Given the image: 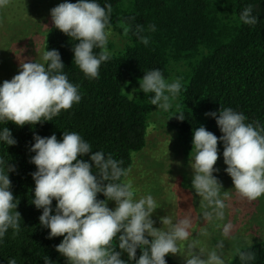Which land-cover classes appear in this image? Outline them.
Returning <instances> with one entry per match:
<instances>
[{
    "label": "trees",
    "instance_id": "16d2710c",
    "mask_svg": "<svg viewBox=\"0 0 264 264\" xmlns=\"http://www.w3.org/2000/svg\"><path fill=\"white\" fill-rule=\"evenodd\" d=\"M65 2L77 3L79 0ZM94 2L105 7L106 11V5L112 6L106 31L121 22L131 26L125 35L128 38L126 46L117 52H109L110 59L101 63L98 78H89L74 62V46L79 41L55 28L52 22L45 37L44 52H59L64 65L62 73L70 83L78 86L81 100L70 109L61 110L51 121L22 127L11 121H0V131L7 127L16 140L15 145L0 140V159L5 161L0 167L8 174L9 190L15 198L16 211L21 215L18 234L14 236V230L9 228L0 238V264H8L10 259H15L16 264H45L46 257L48 264H70L56 251L64 237L48 238L50 229L39 220L43 209L32 203L35 181L31 174L37 171L35 164L30 162L36 154L31 151L34 136L46 138L54 134L58 141H62L64 132H76L91 145L92 152L102 151L105 159L111 155L114 160L122 161L120 167L128 172L134 154L147 144L153 110L148 101L131 97L128 90L147 72L159 69L166 78L171 61H183L189 68L181 87V102L173 118L186 152L194 150L196 128L203 126L218 138L223 135L217 119L220 110L225 108L242 113L246 124L255 126L258 122L264 127V0ZM249 5H252L251 15L257 18L255 25L244 24L240 19ZM136 25L143 26L141 34L148 38L147 45L135 34ZM151 25H155L154 31ZM100 51L99 48L93 49L95 55ZM180 114L185 118L183 121L177 118ZM218 146L224 149L222 140H218ZM91 154L78 159L92 163ZM7 163L15 170L7 173ZM92 171L94 175L98 174L94 164ZM124 178L122 176L115 182H123ZM97 199L107 200L103 193H98ZM56 204L53 199L52 215L56 214ZM145 238L152 240L148 235ZM118 242L117 236L113 241L116 245L114 251L122 252L121 259L126 264H136L142 250L148 247H138L136 260H129ZM240 252L254 253L255 259L241 260ZM165 260L166 264H183L171 254H167ZM228 264H264V241L242 247Z\"/></svg>",
    "mask_w": 264,
    "mask_h": 264
},
{
    "label": "clouds",
    "instance_id": "9594fccd",
    "mask_svg": "<svg viewBox=\"0 0 264 264\" xmlns=\"http://www.w3.org/2000/svg\"><path fill=\"white\" fill-rule=\"evenodd\" d=\"M9 2L0 0V7H6ZM106 8L107 11L94 0H79L77 3H61L51 9L55 28L79 41L74 46L75 64L93 79L98 78L101 63L110 59L107 49L110 32L106 28L112 6L108 4ZM251 13L252 5L241 13L240 19L244 24L257 23V18ZM121 27L125 35L131 30V26L123 22ZM150 28L154 31L155 25ZM143 31V26L136 25L135 34L147 45L149 40L141 34ZM94 48L101 49L98 55L93 53ZM42 60L47 62V68L39 62L20 63L19 73L0 86V121H11L21 127L35 125L51 121L61 110H68L74 103H79L78 86L70 83L62 73L64 65L59 52L47 50ZM139 83L144 93L155 94L151 104L164 111L171 107L170 96L165 93L174 99L181 89L179 79L167 83L159 69L147 72ZM206 115L215 116L216 113ZM177 118L185 119L183 114ZM245 120L242 113L225 108L220 110L217 119L223 133L221 137L203 126L194 131L192 187L199 196L219 209L216 215L220 219H223L225 204L218 198L221 185L213 176V172L218 171L214 168L219 158L218 140L224 143L226 172L232 178L236 192L249 201L264 195V127L258 122L255 126L246 124ZM34 139L31 151L36 154L30 162L35 164L37 171L31 174L35 181L32 203L43 209L39 220L50 229L48 238L64 237L56 251L63 254L70 264H126L120 259V252L114 251L116 245L113 241L117 236L118 246L127 252L129 260H136L138 247L148 246L142 250L136 264H166L167 254H181L178 242L188 241L191 218L185 216L173 225L168 217H162L163 225H171V228L168 231L154 228L150 217L157 204L153 197L148 195L135 200L130 183L115 182L128 174L120 167L122 161L114 160L111 155L105 159L102 151L92 152L91 145L76 132H64L62 141H58L54 134L46 138L35 135ZM0 140L7 145L16 144L7 127L0 131ZM89 153H92V163L78 159ZM4 164L5 161L0 159V165ZM93 164L98 169L96 175L92 171ZM14 170V166L7 163V173ZM10 185L8 174L0 167V238L9 228L14 230L15 236L20 227L21 215L16 211L17 204L13 202L15 198L9 190ZM98 193H103L107 200H114L115 210L107 207L106 200H98ZM53 199L57 201L55 215L51 214ZM204 219H211V213L205 212ZM232 227L231 223L226 224L223 234L228 236ZM145 233L152 237L151 241L145 238ZM223 246V242L217 245L219 248ZM194 249L195 244L186 245V264H225L216 251L202 259L203 255L196 254ZM239 255L241 260L255 259L254 253L240 252ZM48 260L46 257L45 264ZM8 264H16V260L10 259Z\"/></svg>",
    "mask_w": 264,
    "mask_h": 264
},
{
    "label": "rangeland",
    "instance_id": "374dc122",
    "mask_svg": "<svg viewBox=\"0 0 264 264\" xmlns=\"http://www.w3.org/2000/svg\"><path fill=\"white\" fill-rule=\"evenodd\" d=\"M130 0H126L127 4ZM65 0H10L6 7H0V86L5 80L10 81L19 73L20 63H44V42L53 22L51 9L64 3ZM108 50L111 53L123 49L128 38L121 24L108 28ZM188 66L183 61H171L169 75L164 78L167 83L179 79L184 83ZM141 80V79H140ZM134 82L128 90L133 98H141L151 104L154 93H144L139 81ZM170 96L171 107L164 111L152 105L150 114L147 144L134 154V162L123 182L130 183L134 199L151 195L157 208L151 214L153 227L168 231L171 225L162 223V217H168L174 225L178 220L191 218L188 241L178 242L181 254H171L181 263L186 264V245L195 244L196 254L206 259L208 254L216 251L228 264L235 252L244 246L264 241V195L254 201L241 197L235 190L232 178L227 174L224 163V149L218 146V160L213 172L221 185L219 199L225 207L223 219L217 217L219 209L214 204L199 196L192 187L195 150L186 152L180 143L173 118L181 102V89L175 98ZM107 207L115 210L116 202L106 200ZM211 213V219H204V213ZM232 224L228 236L223 234L226 224ZM145 235H148L145 233ZM149 236V235H148ZM151 237V236H150ZM223 242V248L217 245ZM120 252V259L122 252ZM63 255V254H62Z\"/></svg>",
    "mask_w": 264,
    "mask_h": 264
}]
</instances>
